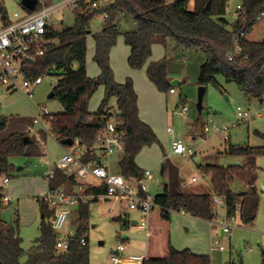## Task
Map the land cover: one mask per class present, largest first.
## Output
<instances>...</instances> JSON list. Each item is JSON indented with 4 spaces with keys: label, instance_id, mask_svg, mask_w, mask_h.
<instances>
[{
    "label": "trees",
    "instance_id": "trees-1",
    "mask_svg": "<svg viewBox=\"0 0 264 264\" xmlns=\"http://www.w3.org/2000/svg\"><path fill=\"white\" fill-rule=\"evenodd\" d=\"M189 1L114 0L106 9L108 16L103 18L102 29L92 35V59L99 68L95 77L86 73V38L91 33L89 21L97 14L83 11L85 4L81 3L70 27L60 31L49 28V36L54 37L56 42L47 47L30 71L33 76H42L49 72L58 75L52 91L53 98L59 101L63 111L46 119L50 134L58 142L65 138L77 140L83 147L82 159H90L98 130L112 116L109 104L114 99L116 116L121 123L120 128L125 133L126 143L118 161V173L125 178L143 176L144 171L136 164L134 158L143 147H149L159 141L153 129L138 116L137 94L131 78H125L122 83L114 79L109 54L120 34L124 44L130 49L127 64L132 69L141 68L146 63L154 42L165 43L166 39H170L174 48H191L205 54V60L199 70L198 85L206 88L211 85L222 90V85L217 79L221 77L226 83H234L249 98L262 99L264 39L250 41L245 35L256 18L264 14V0H241L240 11L245 17L241 13L231 23L224 18L227 0H211L209 10L204 9L208 0H199L192 8H189ZM36 7H39V3ZM22 8L25 12H31L23 6ZM0 12L4 13L2 6ZM120 15L131 17L136 23V29L120 33L115 23ZM3 18L6 19V15H3ZM243 22L246 27L239 42L247 59L229 61L227 55L233 48V38ZM146 76L159 92L166 93L172 89L165 56L146 66ZM101 85L103 97L97 109L89 111V100ZM6 127L7 118L0 115V133L5 131ZM255 133L264 140V133ZM27 148L28 144L24 143L22 134L17 132L0 141V176H6L8 179L13 176L17 167L11 159L27 156ZM225 153L244 156L249 163V158L264 155V144L254 147L229 145ZM247 163L199 166L200 171L210 178L213 190L211 194L183 191L176 168L170 166L162 192L153 195L155 206L148 213L146 249L141 264H211L208 254H198L188 248L176 249L172 246L169 231L171 213L183 211L193 218L215 221L219 206L213 202V198L217 197L223 202L221 206L225 209L226 217L234 214L238 207V223L253 222L256 215L254 204L245 212L243 201L238 202L239 195L229 187V180L234 177L244 183L253 184L248 177ZM47 183L50 189L66 187L67 191H72L76 185L81 184L84 185L86 193L94 195L91 201L77 206L79 222L68 249H55L57 234L51 227L53 210L37 198L41 209L40 234L35 240V246L25 252L18 221L6 222L3 215L8 203H4L0 195V264H89L86 233L89 204L99 200L98 196L106 195V186L93 177L80 179L58 169ZM82 237L84 243L81 242ZM227 264H239V261L229 259Z\"/></svg>",
    "mask_w": 264,
    "mask_h": 264
},
{
    "label": "rangeland",
    "instance_id": "rangeland-1",
    "mask_svg": "<svg viewBox=\"0 0 264 264\" xmlns=\"http://www.w3.org/2000/svg\"><path fill=\"white\" fill-rule=\"evenodd\" d=\"M198 2L199 0H190L189 8ZM240 3L241 0H227L224 14L227 22L234 21L236 8ZM0 6L4 9V13L0 12V29L7 23V20L14 19L13 12L16 11L20 15L24 12L20 0H0ZM76 14L77 12L69 8L59 10L52 15L49 26L55 31L70 27ZM3 15H6V19ZM115 23L120 33L136 29V23L128 16H118ZM103 24L104 19L100 15L92 17L89 21L88 26L91 33L86 38V73L88 76H95L99 73V68L92 59L94 53L92 35L99 32ZM245 37L250 41L264 39V14L260 15L246 31ZM152 52L154 56L166 57L169 83L179 80L178 84L170 85L174 93L159 92L155 88L146 76V63L138 69L128 66L129 47L124 44L121 34L118 35L116 44L109 54L114 76L119 80L130 76L134 80L140 113L147 118L159 141L149 147H143L135 156V162L143 170L154 173L156 181L149 185L151 194L162 192L164 183L167 182L170 166L176 168L183 191L211 194L213 190L210 178L200 171L199 166L205 164L245 165L247 163L246 157L226 154L225 149L229 145L254 147L264 144V140L255 133V131L264 133V96L261 100L249 98L234 83H226L218 77L222 90L209 85L203 96L202 110L199 113L196 107L199 86L197 79L200 66L205 60V54L191 48H174V43L170 39H166L164 44H155ZM57 80L58 75L55 72L42 75V83L34 88L33 97L28 99L27 103L16 93L4 96L0 100V115L7 118V127L0 133V141L26 125L32 127V130L26 128L20 131L23 137H28L31 141L30 144L27 143V156L11 159L17 167L16 171L9 178L7 186H0V195H9L12 198L5 209L4 219L7 223L18 221L22 247L25 252L35 246V240L40 234L41 209L37 197L47 191V180L42 176L43 166H40V158L44 156L51 164H55L64 152V147L50 134L47 124L42 128L32 123V111L38 114L40 106H45L52 114L63 111V107L56 98H48ZM102 96L103 86L101 85L89 100V110L97 109ZM237 106L258 110L261 117L238 122L235 120ZM110 107L111 112L114 113L116 105L113 99ZM181 107H186V114L179 112ZM167 126L173 128L172 134L167 132ZM223 126L227 129L221 131ZM206 127L208 131H205ZM224 135H227L228 139H224ZM173 138H180L194 153L190 156L173 154L167 157ZM38 150L41 151L40 154ZM93 153L90 159L94 161L99 158L100 151L94 147ZM121 157L122 154L117 153L108 159L112 173L118 172V161ZM249 161L247 163L248 177L253 184L244 183L234 177L229 180V187L232 192L239 195L238 202L243 201L245 212L254 204L256 215L253 222L243 224L240 221L239 226L232 230L231 235H220L216 228H210L206 220L193 218L182 211L172 212L169 223L172 246L182 249L193 245L196 250H202L201 253L209 255L211 264H227L229 259L233 261L241 259V264H264V190L261 189V185L264 184V155L251 157ZM161 164L166 167L162 175L159 172ZM191 176L198 178L197 182H189ZM2 178L3 176H0V181ZM123 207L124 202L114 198L108 201L100 198L90 202L86 231L89 264H112L111 256L119 243L127 245L124 256L144 255L146 229L138 228L136 225L140 222L141 213L139 210ZM72 209V215L62 230V234L66 233L68 226L71 231L77 227L79 222L77 207ZM224 220H226V214L222 206L218 208L216 222ZM131 221L137 223L131 224ZM211 239H218L219 245H223L224 250L217 249L211 252L209 250Z\"/></svg>",
    "mask_w": 264,
    "mask_h": 264
},
{
    "label": "built area",
    "instance_id": "built-area-1",
    "mask_svg": "<svg viewBox=\"0 0 264 264\" xmlns=\"http://www.w3.org/2000/svg\"><path fill=\"white\" fill-rule=\"evenodd\" d=\"M113 1L37 0L39 7H36L34 11L30 13L24 11L21 15L16 11L13 12L14 19L12 21L7 20V23L0 29V100L4 96L16 93L27 103V100L33 97L34 88L42 83V76H33L30 70L37 59L45 53L47 47L56 42L54 37L49 36V28H51L49 22L54 13L64 8L77 12L76 10L80 4L84 3L83 11L96 13L102 18H106L108 16L106 9ZM241 13L239 4L236 8L235 18ZM242 14L245 17V14ZM245 27L246 24L244 22L241 23L238 33L233 38V48L227 55L229 61L236 62L237 59H247V55L243 53L239 42L240 38L244 36ZM28 59H31V61ZM173 91V89H170L171 93ZM179 112L186 114V107H181ZM51 116L52 113L45 106H40L38 107V114L32 111V123L44 128V125L47 124L46 119L51 118ZM260 116L261 113L258 110L236 107L235 120L238 122ZM120 124L115 111L114 113L112 112V116L98 130L94 145L100 151V156L97 160H83V147L75 140L72 146H63L64 152L57 163L51 164L44 156L40 158V166H43L42 176L48 181L54 177L55 170L58 169L67 175H75L80 179L88 177L98 179L106 186V195L98 196V198H114L117 201H123V208L125 209L139 210L141 213L140 222L135 224L138 228L146 229L148 213L155 206L153 194L149 192V185L155 182L156 179L151 171H144L141 178H125L118 172L112 173L110 171L108 159L117 153L123 154L125 149V133L120 128ZM226 129L227 127L223 126L221 131ZM205 131H208V127L205 128ZM167 132L172 134L173 128L167 126ZM223 138L228 139V136L224 135ZM193 153L194 151L187 147L180 138H173L169 153L166 156L170 157L173 154L190 156ZM195 181H197V178L192 176L189 182ZM8 183L9 179L3 176L0 186H7ZM261 189L264 190V184L261 185ZM93 197V194L85 192V187L81 184L76 185L72 191H67L64 188L54 190L48 188L42 196L37 197L53 210L51 227L57 234L54 244L55 249L62 251L68 249L75 231L68 230L62 234V230L68 223L71 210L73 207L91 201ZM11 199L9 195H1V200L4 203H9ZM213 202L217 206H221L223 203L217 197L213 198ZM237 212L238 207L234 214L226 217V220L216 223L222 234L231 235L232 230L239 226ZM83 237L81 238L82 243H84ZM213 243L220 250H224L223 245H219L218 241L215 240ZM126 249V244H117L111 256L112 264L142 263L144 255L133 254L124 256ZM249 249L251 248L249 247Z\"/></svg>",
    "mask_w": 264,
    "mask_h": 264
},
{
    "label": "crops",
    "instance_id": "crops-1",
    "mask_svg": "<svg viewBox=\"0 0 264 264\" xmlns=\"http://www.w3.org/2000/svg\"><path fill=\"white\" fill-rule=\"evenodd\" d=\"M155 44H164V43H161V42H154L153 44H152V48H151V55L149 56V58L147 59V61H146V64L148 65L150 62H153V61H156V60H159V59H161L162 57H164V56H154L153 55V52H152V49H153V47H154V45ZM130 50V49H129ZM128 55H129V53H128ZM128 57V56H127ZM98 75V74H97ZM97 75H95V76H97ZM95 76H90V77H95ZM127 77H129V78H131L130 76H126V77H124L122 80H119L118 78H116L115 76H114V79H115V81L116 82H118V83H122L124 80H125V78H127ZM131 80H132V82H133V87H134V90H135V92H136V94H137V90H136V86H135V83H134V80L131 78ZM178 81V83H179V80H177ZM177 83V84H178ZM172 93H174V91L172 92ZM103 97V96H102ZM137 99H138V95H137ZM114 100V99H113ZM114 102H115V100H114ZM109 106H110V104H109ZM137 107H138V116H139V118L142 120V121H144L145 123H147L150 127H151V125H150V123L148 122V120H147V118L146 117H144V116H142L141 115V113H140V110H139V106H138V104H137ZM89 111H91V110H89ZM95 111V110H94ZM261 117V116H260ZM256 118H258V117H256ZM31 129L32 130V127H31V125H26V126H24L23 128H21L19 131H15V132H17V133H20V131H22V130H24V129ZM152 128V127H151ZM15 132H13V133H15ZM39 133L40 132H38V135H39ZM157 136V135H156ZM39 137H41V135H39ZM158 138V137H157ZM40 142H41V145L43 144V141H42V138H41V140H40ZM43 147V146H42ZM41 153V151L39 152V150H38V154H40ZM18 169H21V168H19L18 167ZM143 171H145V170H143ZM42 172V171H41ZM192 177V176H191ZM197 180H198V178H197ZM195 182H197V181H195ZM194 183V182H193ZM49 187H48V183H47V189H48ZM65 190H68L66 187H63ZM149 188H150V186H149ZM73 190V189H72ZM150 191V190H149ZM151 193V192H150ZM154 195V194H153ZM108 200H110V198H108L107 197V200H105V201H108ZM10 203V202H9ZM8 203V204H9ZM77 207V206H76ZM220 207H222V206H219V208ZM72 212H73V209L71 210V213H70V216L72 215ZM185 214V213H184ZM41 217V216H40ZM70 218V217H69ZM68 222H69V220H68ZM208 223H209V225H210V228L211 229H214V228H216L217 230H218V232H219V234L220 235H224V234H222L221 233V231H220V229H219V227L216 225V220L215 221H208ZM68 230H71L70 228H69V226L67 227V229H66V232L68 231ZM170 236H171V238H172V234H170ZM172 240V239H171ZM216 241H218V243H220V241L218 240V239H215ZM215 240H213V239H211V241H210V243H209V250L212 252V251H214V250H220L219 248H218V246H216L213 242L215 241ZM173 247H175V246H173ZM176 249H179V248H177V247H175ZM185 248H188L189 250H191L192 252H194V253H198V254H206V253H201V251L202 250H196L195 248H194V246L193 245H190V248L189 247H185ZM183 249V248H182ZM137 255V254H136Z\"/></svg>",
    "mask_w": 264,
    "mask_h": 264
},
{
    "label": "water",
    "instance_id": "water-1",
    "mask_svg": "<svg viewBox=\"0 0 264 264\" xmlns=\"http://www.w3.org/2000/svg\"><path fill=\"white\" fill-rule=\"evenodd\" d=\"M21 2V6L25 7L26 9H28L29 11H34L35 8H36V5H37V0H20ZM210 6H211V0H208L207 3H206V6L204 7L205 10H209L210 9ZM29 61H31V59H28ZM178 81L177 80H173L170 85H175L177 84ZM205 91H206V87L205 86H202V85H199L198 88H197V102H196V107H197V110L198 112L200 113L201 110H202V99H203V96L205 94ZM54 96V92L51 91L49 94H48V98H51ZM23 141L24 143H30L31 141L28 139V137H23ZM75 143V140L71 139V138H65V139H61L59 141V144L62 145V146H72L73 144ZM164 169H165V165L164 164H161L160 166V169H159V172L160 174L162 175L163 172H164ZM104 200H107V198H105ZM124 221L126 219H123ZM136 221H131V224H135ZM242 261L241 259L239 260V264H241Z\"/></svg>",
    "mask_w": 264,
    "mask_h": 264
}]
</instances>
